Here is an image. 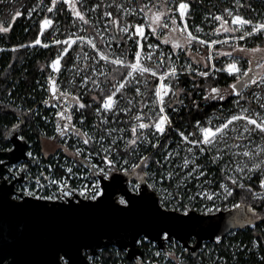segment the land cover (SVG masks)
I'll return each mask as SVG.
<instances>
[{
    "label": "snow or ice",
    "instance_id": "6c2138e0",
    "mask_svg": "<svg viewBox=\"0 0 264 264\" xmlns=\"http://www.w3.org/2000/svg\"><path fill=\"white\" fill-rule=\"evenodd\" d=\"M56 2L57 0H52L53 5H55ZM63 3L68 6L73 16L85 24L90 23V21L86 19L84 12L77 7L76 0H63ZM121 7V5H116L118 10ZM189 8L190 4L186 2V0H178V2L177 0H157V2L149 0V4L140 7L139 13H137L138 15L143 16L145 22H137L134 25L126 24L125 26L120 27L121 22L118 17L107 21L106 24L115 25L119 28L121 33H130V38L135 41L136 50L134 51V59L131 60L127 57V50H122L119 55L115 52L108 53L101 51L97 48L95 40L91 37L77 36L73 39L70 35L63 42L60 40H53L56 44L63 43L65 45L63 49L65 53L68 52V49L71 48L73 44H76L77 42H80L81 44L87 42L88 45L97 51L101 60L120 66L119 68H114L113 72H118L120 69L126 70V76L121 77L120 82L113 85L112 90L102 97V105L96 108L97 113H101V120L104 124H107L108 120L103 117L102 112L128 111L127 108L121 109L115 99L117 93H121L127 87V84H130L134 79L144 77L145 74L148 73H151L153 78L158 77V83L155 86L152 107L149 108L148 112L138 113L132 117L135 123L131 125V138L123 135L125 132V129L123 128L102 130L106 134H102L99 137L98 142L100 143V148L95 152L89 153L85 158L89 161L88 171L90 173V179L87 184L78 188H73L68 184L67 179L63 177L59 179H51L48 180V185L50 187H56V194L42 195L40 194V191L43 190L44 184H41L40 178H36L35 189H23L24 196L34 197L37 201L65 200L71 209L77 211L97 209L109 205L123 214L138 212L142 214L144 221L152 226L156 236L162 237L165 240L170 239L177 230H183L185 235H191L194 221L197 219V217L194 216V211L198 210L204 215L210 216L214 211L220 210L216 201L220 200L221 203L227 201L229 197L233 195V187H229V185L224 182H220L215 190L209 189L206 186L201 187V183L205 185L207 184L206 180L203 182L200 180L201 177L205 176V171L201 169V165L197 163L195 159H190L188 156L180 158L181 162L177 164L171 158L180 157L179 151L169 150L164 156L163 159L170 165V168L166 172L160 173L159 180H156L154 174H151L147 170L149 168V162L152 159L151 156L140 155L138 157L139 163L132 164L130 169L121 165V160H123V165L128 164V160L123 159V157L126 155H135L139 151V146L141 144H148L152 148H156L160 145L161 139L165 137L166 132L172 125V121L166 112L167 105L164 97L173 91V85L171 83H166L165 78L169 77V79H171L172 76H175L177 70L175 67H169L165 72H158V69L163 67V52L159 53L156 57L158 63L155 67H150L145 63L146 60L153 59L151 51H147L146 53L143 51L145 45L142 41L146 36V31L150 30L153 34H156L162 29H170L171 34H176L171 36L173 49L180 48L181 42L189 47L194 41H197L202 45L209 43L207 40H201L188 29L187 15ZM124 10L128 12L129 15H132V12L129 9L126 8ZM48 11L51 12L52 8H49ZM225 11L228 13V16L231 17V24L236 25V27H229V21L227 19L221 15H216L214 16V20L220 21V26L215 29L217 33L221 31H240L242 32V35L239 36L240 40H244L245 37H251L254 34H264V21L254 22L242 15L233 14V12L228 9H225ZM28 14L31 15V12ZM20 16L21 12L17 11L13 20ZM104 16L113 17V13L111 11H105ZM178 20L181 23H178ZM52 23L53 21L47 17L40 22L41 35L46 28L52 25ZM10 27L11 25L5 27L3 24H0V32H8ZM197 31H202V29L197 26ZM161 34L165 36L163 43L168 44L170 42V39L168 38L169 33L165 31ZM112 39L115 40L116 38L112 37ZM120 39L123 40L124 37L121 36ZM34 43L40 44L41 40L37 38ZM211 43H219V41H211ZM44 46L47 47L48 45L45 44ZM109 47H111V45H109ZM155 47H157V45L151 43L147 45L148 49ZM233 51L264 53V48L259 46L255 48H246L238 45L233 48ZM218 54L231 56L232 52H220ZM93 59H95V57H93ZM260 59L261 61H264V56H261ZM60 60L61 57L57 56L56 59L51 62V68L56 72H59L60 70ZM249 64H251V61H249ZM256 67L264 68V62H258ZM220 70L226 71L230 76L235 78L236 82L229 86L233 91H235L238 86L247 87L249 84H255L257 82V77L249 76L252 68L249 67L247 69H242L236 59L227 63L226 67ZM200 75L207 76L208 73L201 72ZM112 78L113 80L116 79L115 76ZM86 79L87 78L85 77V80ZM259 81L261 84H264V77H260ZM93 83L95 84L96 82L93 81ZM48 84V90L53 98L62 99L65 102L69 100L70 93L62 91L52 77H49ZM210 91L215 95L206 96V99H215L216 97L221 100L225 99L221 89L213 87ZM136 92L139 94L140 89L137 88ZM174 95L175 93L173 92V96ZM74 99L78 104V109H84L87 107L83 102H80L79 97H74ZM45 103H48V101H45ZM129 103H131V101H129ZM260 107L264 108V104H261ZM248 112L249 110L247 108H241L238 114L230 115L229 118L215 127L204 126L200 121H196V128L198 129L199 135L197 136L196 132H188L185 134L184 131L178 130L181 143L191 145L192 147H187L186 151L193 155H195L194 149H198L200 153H203L216 145L222 144L224 147H227L226 137L228 136L229 126L234 125V122L241 120L246 122L243 132L249 134L258 132L261 138L264 139V118L250 115ZM55 115L64 121L62 125L58 123L56 127L57 133L61 136H64L66 131L71 129L76 137L83 140V144L85 145L91 144L95 139L93 135H90L86 131H80L76 129L74 124H71L73 116L67 108L56 111ZM83 120L84 117L81 116V123H83ZM209 124H211V121H209ZM231 130L237 131L234 126ZM113 132H119L120 135L113 137ZM149 133L152 137H155V143L149 139ZM106 140L108 141L107 144L104 143ZM119 141H123V150L120 149ZM165 147H167V145H165ZM64 151H68L67 147ZM260 152H264V149H261ZM260 152H250L245 150L243 156L252 160L251 167L249 168L247 163H244L243 166L237 164L236 171L243 173L245 169H247L248 172H252L264 168V161L257 163L254 159L260 154ZM80 154L81 149H75L73 155L79 156ZM29 155H31V153H29ZM93 156L99 157V160L96 163H91V158ZM220 156V149L217 148L216 155L212 158V163H217ZM154 163L160 167H164L160 160H156ZM49 168H51L50 165ZM226 168L221 169V171H226ZM141 169L144 170L139 171ZM186 169H188V171H185ZM121 172L129 175L135 174L142 180H147L149 176L152 175L153 182L148 184L147 187H143L141 183H136L129 187L126 186L124 177L119 174ZM67 173L70 175L73 174L71 167L67 168ZM226 179L231 181L233 186H238L240 188L245 187L244 183H238V179L232 175H227ZM172 180H175L176 182L173 191H169V188L163 186L157 189V185L161 184L162 181ZM192 181L197 182L196 187L200 190L189 196L187 188ZM259 185L264 189V178L259 180ZM169 187H171V184ZM148 188H151L152 191H148ZM37 189L40 191H37ZM157 191L162 194L159 198L156 196ZM249 191H251V186H249ZM253 195L255 196V193H253ZM185 197H187V202H185ZM13 199H23V197H13ZM200 200H205L209 203L202 204L199 209H196L195 204ZM52 207L55 208L62 206L52 205ZM232 207H239V205L233 204ZM251 210L255 212V209ZM209 227L214 228L212 225ZM141 233L147 235L146 229L144 227L136 228L131 234L130 242H136V237L140 236ZM216 240L219 241L220 237L217 236ZM90 246L91 245L86 237H70L65 242L55 244L51 247L48 254L49 258L47 264H84L83 259L80 256V249L88 248ZM157 255H159V253H157ZM168 255H174V253H169ZM0 264H18L12 252L7 251L3 246H0Z\"/></svg>",
    "mask_w": 264,
    "mask_h": 264
},
{
    "label": "trees",
    "instance_id": "16d2710c",
    "mask_svg": "<svg viewBox=\"0 0 264 264\" xmlns=\"http://www.w3.org/2000/svg\"><path fill=\"white\" fill-rule=\"evenodd\" d=\"M6 0H0V24L5 27L11 25L8 32H0V46L7 47L9 49L0 52V147L6 148L10 146V142L6 138L7 133L14 126L19 125L23 121L22 134L31 141V139L37 140L35 142V148L39 153L44 147V140L41 133V126L44 124L40 117H37L34 113H31L30 108L26 107L32 104H36L41 97V91L39 89V84L44 80V75L48 74L49 62L60 52L61 44L52 45L48 48L42 47H29L24 46L25 44L35 41L40 33V22L42 18L46 15L56 12V17L61 22V31L59 33L60 37H65L70 33L71 30L76 29V24H78L79 19L71 14V10L63 2H56L53 5L52 0H42V8L37 13L32 12L30 16L28 13L33 10L36 4L40 0H18L15 3L5 2ZM99 1V14L103 15L106 11V0H89V2L94 3ZM139 7L147 4V0H135ZM191 3V11L188 14L187 22L190 30L195 34L199 35L196 29L197 26H201L204 30L202 35L203 38L207 40H212L216 36L214 35V30L217 25L213 22L208 24L210 21L207 18L208 13L216 14L217 11L221 10L226 19L229 21V27L234 28L231 24V20L225 9L230 10L236 7V0H188ZM152 2H157V0H152ZM52 8L49 12L48 9ZM78 8L82 11V7L78 4ZM115 10V7H111ZM21 12L20 17H16L15 13ZM240 11L257 19L259 15L264 14V0H242L240 4ZM14 13V14H13ZM257 13V14H256ZM36 16L37 19H34ZM87 20L90 23L85 24L87 32L93 34L97 45L102 47L106 52V48L103 38L98 34L96 25L90 20L88 14H85ZM119 18L122 23V17L119 14H115V18ZM74 20V23L72 22ZM120 23V25H121ZM167 31L169 33L168 38L170 42L168 44L163 43L164 35L161 33ZM112 32L115 35L116 43H121V49L127 50L126 54L129 60L134 59V51L136 50L135 45L131 46L129 41H126L125 36L120 32L119 28L112 25ZM150 34L149 39L144 41L145 49L150 42L157 43L161 48L172 53L173 58L177 61V66L179 69H186L188 64L193 68H203L208 70L210 67L209 61V46L205 44H200L194 41L189 47L188 45L181 42V47L173 49L171 43V36L176 34H171L169 30H161L160 32L153 34L150 30H147ZM229 34H236L238 32H228ZM222 31L221 34H228ZM121 36L124 37L121 40ZM44 40H50V33L44 36ZM244 46L246 48H255L257 46L264 48V36L258 35L252 38H248L245 41H240L238 43H224L217 44L213 47L214 61L217 65L222 66L227 60V56L219 55L220 52H232V54L242 55V64L247 67H251L252 71L249 76L260 77L263 75L264 68H257L252 60L257 56L256 61H260L261 54L258 53H244L239 51H233L235 46ZM11 47H16L15 49H10ZM78 50L72 49L68 55L65 57L66 63L73 60V55ZM170 58H166V62L170 65ZM251 61V64H249ZM153 63H151L152 65ZM120 66L111 64L110 72L104 75V79L109 82V84L115 85L117 80H121V77L126 76V70L120 69L118 72H113L114 68H119ZM158 72H165V68L161 67ZM113 76L116 77L113 80ZM171 76V75H170ZM143 80L142 87L145 90V94L140 96L136 92V87L131 82L127 84L125 90H123L120 95L122 96V101L125 103L129 102V98H134L135 102L144 108V113L148 112L144 107L146 102L154 95L155 86L158 83V77L153 78L151 73L145 74L141 77ZM173 85V91L170 92L165 97V103L167 105L166 112L172 121L174 129L171 127L166 132L165 137L161 139L160 145L156 148H152L148 145L147 150L144 155L151 156V161L149 162V168L155 169L157 176L164 172L167 165L162 163L163 155L166 154L167 150L173 147L180 136L178 130L184 131L185 134L188 132H196L199 135L198 129L196 128V121H200L204 126H210L214 123H221L225 121L230 115L239 111L238 97H241L242 102L248 103L254 107L259 106L251 98L252 91L257 87L256 83L251 84L245 92L241 93L240 86H238L235 91H233L229 86L235 83V78L224 72H215L208 76H201L192 72H184L178 75L172 76L171 79L167 77L165 79ZM258 83V81H257ZM216 87L222 90L225 99L221 100L218 97L215 99H206V96L215 95L211 93V88ZM112 89L103 88L88 93V98H97L96 100H102V97ZM173 92L175 95L173 96ZM33 96V97H30ZM12 99V100H11ZM19 102H23L26 106L18 105ZM20 106V107H19ZM211 121V124H209ZM147 131V130H146ZM150 134V133H149ZM151 135V134H150ZM195 138V137H191ZM150 139L155 143V137L150 136ZM56 143L54 142V145ZM167 145V147H165ZM55 147V146H54ZM54 147L52 150H54ZM198 153V149H196ZM41 154V153H40ZM197 158L199 162H204L208 169V175L213 173V178L216 181L215 187L219 185L220 182H225L233 187V195L229 197L224 203L241 204L252 206L256 209V216H264V195L260 196V192L263 190L259 185V180L261 179L258 175L252 177L250 180L244 182L245 187L240 188L238 186H233L231 181L226 179L227 173L221 171L222 167L220 163H215L214 165L209 163V159L212 160L213 152L210 150L205 151L204 154ZM46 158V157H45ZM160 160L164 167H160L154 163V161ZM139 163V160H138ZM141 169L139 171H143ZM164 184L171 187L173 186V181H164ZM249 186H251V191H249ZM255 193V196L253 195ZM208 244H213L212 242H206ZM140 247L145 250L144 245L140 244ZM113 247L105 248L100 252V258L102 264H117L115 252ZM216 250L219 256L222 257V264H264V221L255 225L248 227L246 229H238L229 233L221 241L217 242ZM216 251L211 253V258L214 259ZM208 256V255H207ZM146 257V256H145ZM186 259L182 264H200L204 263L205 260H200L199 258H194L191 255H186ZM209 257V256H208ZM206 259V257H205ZM129 264H135L130 262Z\"/></svg>",
    "mask_w": 264,
    "mask_h": 264
},
{
    "label": "water",
    "instance_id": "95a60500",
    "mask_svg": "<svg viewBox=\"0 0 264 264\" xmlns=\"http://www.w3.org/2000/svg\"><path fill=\"white\" fill-rule=\"evenodd\" d=\"M243 88L240 86V90ZM22 128L23 123H20L7 133L6 138L12 143V149H0V246L12 252L18 264H47L51 247L73 236L86 237L91 245L80 249L84 264H91L88 256H98L101 250L109 247L125 250L127 259L138 264L144 254L139 245L141 237L155 242L163 250L166 249V241L176 240L192 257L197 258L204 242H215L217 236L223 239L232 231L246 229L264 221V216L257 217L256 209L253 212L251 209L254 208L245 203L237 204L239 207L221 209L210 216L194 211L197 219L191 235L177 230L170 239L165 240L156 236L152 226L138 212L123 214L109 205L77 211L71 209L66 201H37L34 197L22 194L19 196L23 199L14 200L16 183L26 181L25 173L29 165L23 168L20 177L11 181L5 174L9 171L7 165L29 160V143L21 137ZM119 174L128 186L132 175L123 172ZM140 183L143 187L150 184L148 179H140ZM148 191L152 189L148 188ZM156 196L160 197L158 192ZM52 205L62 207L53 208ZM210 225L214 228H210ZM139 227H144L147 235L141 233L136 237V242H130L132 232Z\"/></svg>",
    "mask_w": 264,
    "mask_h": 264
},
{
    "label": "built area",
    "instance_id": "2783aa9c",
    "mask_svg": "<svg viewBox=\"0 0 264 264\" xmlns=\"http://www.w3.org/2000/svg\"><path fill=\"white\" fill-rule=\"evenodd\" d=\"M110 1H114V0H108L107 2H110ZM58 2L61 3V2H63V0H58ZM177 2H178V0H177ZM186 2H188L190 4V8L188 10V14H189L192 7H191L190 1L186 0ZM40 3H43V1L40 0ZM86 3H88L89 5L91 4V2H89V0H76L77 7H78V4H80L82 9H83L82 11H84V6ZM134 3L135 4L128 3V5H127V9H129L132 12V15H129L126 18V21H128L127 24L134 25L137 22H145L143 20V16L137 14V13H139L140 7L137 5L135 0H134ZM93 4L94 5L98 4V8H99V5H100L99 1H96V2L92 3L91 5H93ZM220 11L221 10L217 11L216 14L208 13L207 18H211L210 21H208V22H213L215 25H218V23L216 21H212V17H213V15H215V16L216 15H222L225 17L224 13L222 11L221 12ZM232 12H233V14L242 15L247 19L253 20L254 22L255 21H264V20H260L259 18L254 19V18L247 16V15L240 13V12H238V13L234 12V11H232ZM209 15H212V16L208 17ZM52 16H54L55 19H53ZM45 17L51 19L53 21V23H52V25H50L48 28L45 29V31L42 35H41V33H39L38 38L41 40V43L36 44L33 41L31 43L25 44L24 46H29L31 48H33V47L48 48V47H51L52 45H56V43L53 42L54 39L51 36V31L55 28V26L58 23L59 25L57 26V29L60 28V30H59V33H60L61 27H62L61 22H60V20L57 19L56 12H54V11L52 12V14L44 16L42 18V20ZM187 17H188V15H187ZM229 18L231 20V17H229ZM72 22L74 23V20H72ZM178 23H181V22L178 20ZM79 24H80V20L78 21V24H76V29L71 30L70 33L68 35H66L65 37H60V35H58L56 37V40H60L63 42L70 35L73 37V39L77 36H85V37H93V39L95 40V42L97 44V41H96L94 35L90 36L87 34H84V35L78 34L77 30H78ZM187 24H188V22H187ZM233 26L236 27V25H233ZM188 29L190 30L189 26H188ZM249 30H250V28H249ZM237 32L238 33H236V34H229V33L225 34V35L221 34L212 40H207L205 38L198 36L201 40L209 41L208 44H205V45L209 46V61H210L209 69L205 70L203 68H201V69L200 68H193L191 65H188L186 69H179L177 66V63H176L175 68L177 71H176L175 75H178V74L184 73V72H192V73H196L198 75H200L201 72H207L208 75L213 74L215 72H224V73L228 74L226 71H221L220 69L225 68L227 63L232 62V60L234 58L230 59L229 56H227V60L224 62V64L222 66L217 65L214 61L213 47L217 44H224V43L235 44V43H238L240 41H245L248 38H252V37L258 36V35L264 36V34H254L251 37H245L244 40H240L239 36L242 35V32H240V31H237ZM47 33H50V40L49 41L44 40V36ZM149 36H150V34L146 31V36L142 41L143 44H144V41H147L149 39ZM211 41H219V43L213 44V43H211ZM129 42L131 43V46L135 45L134 40L130 39ZM152 43H155V42H152ZM45 44H47L48 46L45 47L44 46ZM61 45H62V47L60 48V52L52 59V61H53L54 59H56L57 56L61 57L60 70H59V72L54 71L51 68V62L52 61L49 62L48 66H49L50 71L48 74L44 75V80L39 84V88L43 89V93H42L40 99L36 103L38 107L36 108L35 111H36V116L40 117V120L44 123L41 126V133H42L43 137L44 138L47 137L49 139L55 138V139H58V141L60 139V141L62 142L63 145L60 144L62 146L60 153H53V154L49 155V153L52 152L53 150H50V152H49V151H46L45 149H42V151L40 152L41 154H40L39 151L36 150L35 145L33 146V144H35V143L32 140L31 141L28 140L23 134H21V137L26 138L28 140V143H29V148L27 151L29 160H22L18 163L7 165L6 167L8 168L9 171L5 174V177L9 181H11V180L21 176V172L26 165H29V169L25 173L26 181L16 183L15 188H16L17 193L14 194V197H21V196H19V194L23 195L22 190L25 188L35 189L36 178H40L41 184H44V188L42 191L37 189V191H40V194H42V195L56 194V192H57V189L55 186L50 187L48 185V180L59 179V178L63 177L65 179H67V182L71 187L78 188L84 184H87L88 180L90 179V173L88 171L89 161L86 160L85 158L88 156L89 153L95 152L97 149H99L100 143L97 144L96 139H94L91 144L85 145V144H83V140L81 138L76 137V135L71 131V129L67 130L66 134L64 136H61L59 133H57L56 127H57L58 123L62 125L64 123V121H62L59 117H57L55 115L56 111L63 110L65 108H67L73 116L71 124H74L76 129H78L80 131H86L90 135H93L94 137H97L98 135L101 136L102 134H104V132L102 130L108 129L109 121L112 122V120H115L116 122H118V119H121L122 122H126V119H127L128 113L125 114V113H122L121 111H119L116 114H113V116H112L111 112H102V115L108 113V115H107L108 123L104 124L100 118L101 113H97V111H96V108L98 106L102 105V100H96L97 98H95V99L94 98H92V99L88 98V93H90V92H93V91H96L99 89H103V88L104 89L105 88H107V89L113 88V85L109 84V82L103 78L104 75L108 74L111 70L110 69L111 63H108L104 60H102V61L105 62L107 66H106V69L103 72V74L101 76L95 77V79H92L90 82L87 83L86 86L83 85L81 78H76V77L71 78L72 74L70 75L69 79L67 80L68 85L65 88V89H68L70 91V92H68V93H70V97H69V100L67 102H65L62 99H57V98L52 97L51 93L48 90L49 89V84H48L49 77H52L57 82V86L62 91H65V89H63L62 87L59 86V81L61 80L60 77H62L61 75L64 74L62 72H67V69L69 67H73L78 63L80 64V62H78L77 59L78 60L85 59L88 56H89V59L92 56H98L99 57V54L97 53V51L95 49H93L90 45H88L87 42H84L83 44H81L80 42L73 44L72 47L68 49L67 53H65L63 51L65 45L63 43H61ZM120 45H121V43H120ZM76 47H78V50L73 55V60L70 61L69 63H66L65 57L68 55V53L72 49H76ZM157 47L159 48V50L163 49L159 45H157ZM15 48L16 47H11L10 49H15ZM97 48L100 49L101 51L106 52L102 47H99L98 45H97ZM6 49H9V48L4 47V46H0V52H2L3 50H6ZM143 50H148V49L144 48ZM163 53L165 56V60H166V58H170L171 63H172V60H175V58H173L172 53H170V51L164 50ZM238 62H239V66L242 69L249 68L247 66L242 65L241 64L242 61L241 62L238 61ZM70 80H71V82H70ZM93 81H95L96 83L94 84ZM119 82H120V80H117L116 84H118ZM97 85H99V86H97ZM250 86H251V84L248 85V87H250ZM74 97H79L80 102H83L87 107L84 109H78V104L76 103ZM119 98L122 101V96L120 95V93H117V97L115 98L116 102L118 101ZM45 101H48V103H45ZM39 107H41V109H39ZM38 110H40L41 113L42 112L45 113L44 114V116L46 117L45 119L43 116H41V114L38 112ZM30 111H31V113L35 112L31 109H30ZM81 116L84 117L83 123H81ZM21 123H23V121ZM16 126H14V127H16ZM171 128L174 129L173 125H171ZM94 130H95V132H94ZM96 132H97V134L95 135ZM12 147L13 146H11V147L8 146L6 148L0 147V149L10 150V149H12ZM66 147H67L68 151H64V149ZM77 148L81 149V154L79 156L73 155V153L75 152V149H77ZM29 153H31V155H29ZM98 160H99L98 156H93L91 158V163H96ZM49 165L51 166V168H49ZM69 167H71L73 170V174H71V175L67 173V168H69ZM130 167H129V169H130ZM45 178H47V179H45ZM136 183H140V180L135 179V178H130V180L128 182V186L131 187V185H134ZM58 201H65V200H58ZM221 240L222 239H220L219 241H221ZM142 241L147 242L148 246H147V248L144 246L145 250L143 251L144 254L142 256L144 259H143V261H139L138 264H140L141 262H143V264H148V262H150V260L155 261V264H157L160 261V256L164 255L165 252L174 253V255H172V256H175L179 249H180L179 254L181 256V259L186 257L185 252L187 251V249L180 242H179L180 244H178L176 240L166 241V249H164V250L158 248V246L155 242L150 241L146 237H141V239L139 240V245L142 244ZM203 246L204 245H202V248H203ZM202 248H201V251H203ZM151 251L157 252V253H159V255H157V253H156V257H155V255L152 254ZM214 251H216L215 254H217L218 256H215L216 262H212L210 264H222V257L219 256L216 248H214L212 252H214ZM114 252H115V257L118 258L117 264H126L123 262H129V260L127 259V254H126L125 250H121L117 247H114ZM88 257L90 259L91 264H96L97 259L100 256L98 255V256H88ZM142 257H140V260H142L141 259ZM203 264H205V263H203Z\"/></svg>",
    "mask_w": 264,
    "mask_h": 264
},
{
    "label": "rangeland",
    "instance_id": "374dc122",
    "mask_svg": "<svg viewBox=\"0 0 264 264\" xmlns=\"http://www.w3.org/2000/svg\"><path fill=\"white\" fill-rule=\"evenodd\" d=\"M9 1L11 3H15L18 0H6L5 2H9ZM107 1L108 0H106V3H105L106 11H111L113 13V17H105L104 14L100 15L99 14V8L97 7L98 4H95V5L94 4L93 5L90 4L91 5L90 6L88 3H86L85 6H84V11L83 12H84V14H88L89 17H90V20L96 25L97 32L103 38L104 44H105L106 48L108 49V53L115 52L117 55H119V54H121V51H122L121 50V45H120L119 42L116 43V41L112 39V37H115L114 33L112 32V25H108V24H106V22L109 21L110 19L115 18V14L117 13V14H119L122 17V20H123V22L121 23L120 27L125 26L128 23V21H126V18L129 16V14L124 9L127 8L128 3H133V4H135V3H134V0H114V1H110V2H107ZM241 3H242V0H236V7L231 8L230 11H234V12H237V13L238 12L242 13L240 11V4ZM42 4L43 3L39 2L38 4L35 5V7H33V10L30 11V12L32 13V12L36 11L38 13L40 11V9L42 8ZM147 4H149V0H147ZM116 5H121L122 7L118 10L116 8ZM111 7H115L116 9L113 10ZM28 16H30V15L28 14ZM211 16L212 15H209L208 17H211ZM214 16L215 15H213V17H212V21H216V20H214ZM257 16H258V18L260 20H264V14H263V16L257 14ZM33 17H34V19H37L36 16H33ZM52 17H53V19H55L54 16H52ZM209 19H211V18H209ZM216 22L218 23L217 27H219L220 26V21H216ZM208 23H210V22H208ZM58 25L59 24L57 23L55 28L51 31V36L53 37L54 40H56V37L59 35L58 33H59L60 28L57 29ZM199 27L202 29V31H198V34L202 35L204 30H203V28L201 26H199ZM234 28H235V26H234ZM196 29H197V27H196ZM77 32H78L79 35L87 34V35L93 36V34H90V33L87 32L86 27H85V25H84V23L82 21H80V24L78 25ZM221 33H222V31L217 33L214 30V35L216 37L221 35ZM225 33H228V32H225ZM122 34L125 36L126 41H129L131 39L130 38V33L129 34L122 33ZM91 38H93V37H91ZM150 43L153 44V45H158L157 43H152V42H150ZM109 45H111V47H109ZM143 51L145 53L147 51H151L152 52L153 59L152 60H146L145 63L148 66H150V67H155L156 64L158 63V61L156 60V57L159 55V53L163 52L164 50L163 49L159 50L158 47H155V48L148 49V50H143ZM258 54H261L262 56H264V53H258ZM93 57H95V59H93ZM258 57H260V56H258ZM258 57L256 56L252 60V62L255 63V66H256V64L258 62H264V61H261V59H260V61L259 60L256 61V58H258ZM229 58L230 59L234 58V59H236V60H238L240 62L243 60V56L241 54L237 55V53L236 54H232L231 56H229ZM77 61L80 62V64L78 63V64H76L73 67H69L67 69V72H62L64 74H62L61 75L62 77H60L61 80L59 81V86L62 87L63 89H65L67 87V85H68V81L67 80L69 79L71 74H72L71 78H73V77L81 78L83 85L86 86L87 83L90 82L92 79H95V77H97V76H101L102 73L105 71L106 66H107L106 63L103 62L98 56H92L90 59H89V56H88L85 59H80V60L77 59ZM151 63H153V64L151 65ZM176 63H177V61L172 60V63H170V65H168L166 60H165V56L163 58V68H165V71H167L169 67H175ZM187 64L190 65V63H187ZM241 64H242V62H241ZM93 69H95V70H93ZM85 77L87 78L86 80H85ZM260 77H264V72H263V75H261ZM260 77L257 78V81H258V83L256 82V86L257 87L251 93L252 100L255 101L257 104H259V106L254 107V106H252V105H250L248 103H244V102H242L241 97H238L237 101L239 102V111L234 113V114H238L240 112L241 108H247L249 110L248 114L253 115V116H259L260 118H264V108L260 107L261 104H264V84L260 83V81H259ZM70 82H71V80H70ZM165 82L169 83L166 80H165ZM132 83L136 87L135 89H137V88L140 89V93L139 94L137 93V94L140 95V96H143V94H145V90L142 87L143 80L141 79V77H139L138 79H134L132 81ZM247 87H244L241 90V93L245 92L246 90H248L249 87L248 88ZM39 89H40L41 95H42L43 89H41V88H39ZM65 91L70 92L68 89H65ZM30 97H33V96H30ZM165 97H164V99H165ZM153 99H154V95L150 98V100H148L146 102L144 107L147 109V111L149 110V108L152 107ZM129 101H131V103H129V102L125 103V102L121 101L120 98L117 101V103H118V105H119V107L121 109H124V108L128 109V111H121L122 113H125V114L128 113L126 122H122L121 119H118V122H116L115 120H112V122L109 121L108 129H121V128H123V129H125V132L123 133V135L127 136L128 138H131V131H130L131 125L133 123H135V121L132 119V117L135 116L138 113H144V108H141V106L138 104V102H135L133 97L129 98ZM18 105L26 106L23 102H19ZM26 107H28L31 110L35 111L38 106H37V104H32V107H30L29 105H27ZM157 107H158V105H157ZM39 109H41V107H39ZM38 112L41 114V116L44 117V119L46 118L44 116V114H45L44 112L41 113L40 110H38ZM118 112L119 111L111 112L112 116H113V114H116ZM33 113L36 115V111L33 112ZM107 115H108V113L103 114V117L107 118ZM145 122H147V121H145ZM245 123H246L245 121L241 120V121H238V122H234V125H230L229 126L228 136L226 137V143L228 145L227 147H224L221 144V145H216L215 147H211L210 148V150L213 152V157L216 155V149L217 148L220 149L221 156H220V159L217 161V163H220L222 169H225L226 166H227L225 172L227 173V175H232V176L236 177L238 179V183L239 182L244 183L246 180H250L252 177L257 176V175L260 178H264V168L258 169V170L252 171V172H248V170L245 169V171L243 173H239V172L236 171L237 164L243 166L244 163H247L248 167L249 168L251 167L252 160H249L248 157H244L243 156V152L245 150L250 151V152H260L261 149H264V139L261 138V136H260V134L258 132H253L251 134L243 132V128L245 126ZM218 124L219 123H214V124H211L210 126L211 127H215ZM233 126L237 129V131H232L231 130L233 128ZM249 127H254V126H249ZM94 132H95V130H94ZM96 134H97V132L95 133V135ZM104 134H106V133H104ZM117 135H120V133L119 132H113L112 133L113 137H115ZM150 136L151 135L149 134V139H150ZM99 137H100L99 135L97 137H95L97 144L99 143L98 142L99 141ZM31 140L34 143L37 141L34 138L31 139ZM54 142L56 143L55 145H54ZM104 143L107 144L108 141L106 140ZM118 143L120 145V149L123 150V141H119ZM60 144H62L60 139L58 141V139H55V138L49 139V138L45 137L44 147L46 148L45 149L46 151L50 152V150H52L53 147L55 146L54 150L52 152H50L49 155H51L53 153H60V150L62 148V146ZM34 145L35 144H33V146ZM11 146H13V145L10 142V147ZM147 147H148V144H141L139 146V151L135 155H126V156L123 157V159H127L128 160V164L127 165H123V160H121V165L123 167L129 168L132 164L137 163L138 160H139L138 157L140 155H144L145 151L147 150ZM187 147H192V146L191 145H185L184 143H181V138H180V139H178L176 141V143H175V145L173 147H171V148H169L167 150V152L169 150L179 151L180 157H172L171 158L177 164H179L181 162L180 158H183L185 156H188L190 159H195L197 161V163H199L201 165V169L205 171V176L201 177L200 180L202 182L206 180L207 184L205 185V184L201 183V187H205L206 186L209 189L215 190L218 186L215 187L216 181L213 178V173L208 175V169H207L206 164L204 162H199L197 160V158L201 154L198 153L196 151V149H194L195 155L189 154L186 151ZM167 152H166V154H167ZM204 153L205 152H203L202 154H204ZM165 155H163V158H164ZM163 158H162L161 161H162V163L167 165V168L164 170V172H166L170 168V165L167 162H165ZM254 159H255V161L257 163H260L261 161H264V152H260V154L258 156H256ZM209 163L213 164L211 159H209ZM147 170L151 174H154V178L156 180H159L160 176L159 177L157 176L155 169L148 168ZM185 171H188V169H186ZM172 181H173V186L172 187L167 186L166 184H164V181H162L161 184L157 185V189H159L161 186H163L165 188H169V191H173L175 189V183L176 182H175V180H172ZM148 182L150 184L153 182V176L152 175L149 176ZM196 183H197L196 181H192L188 185L187 192H188L189 196L193 195L195 192L200 190V189H198L196 187ZM229 187H231V186L229 185ZM157 192H158L159 196L162 195L159 191H157ZM263 195H264V189L260 192V196H263ZM185 202H187V197H185ZM224 202L221 203L220 200L216 201V203L219 206L220 210L221 209H229L233 205V203H224ZM205 203H209V202L205 201V200H200V201H198L195 204V208L199 209L200 206L202 204H205ZM214 212H216V211H214ZM217 242L218 241L216 240L215 242H212L213 244H211V245L208 244V243H205V242L203 243V245H204L203 248H202L203 251H201V255H200L199 259L200 260L204 259L205 260V262H204L205 264H210L212 262H216V260H215L216 257L214 259L211 258V252L213 251L214 248H216ZM177 243L180 244L178 241H177ZM142 245H144L147 248L148 243L142 241ZM112 249H114V247ZM100 252H99V255H100ZM179 252H180V249L178 250V252H177V254L175 256L168 255L169 253L165 252L164 255L160 256V261L157 264H182V262H184L183 260H185L187 257L181 259V256H180ZM151 253L154 254L155 257H156V253L157 252L151 251ZM205 257H206V259H205ZM117 259L118 258L116 257V261H115L116 263L118 262ZM141 259L142 260H140V261H143L144 258L142 257ZM102 263L103 262H102L101 258L99 257L97 259V263L96 264H102ZM123 263L129 264V262H123ZM140 264H143V262H141ZM148 264H155V261L150 260V262H148Z\"/></svg>",
    "mask_w": 264,
    "mask_h": 264
},
{
    "label": "flooded vegetation",
    "instance_id": "af4514ba",
    "mask_svg": "<svg viewBox=\"0 0 264 264\" xmlns=\"http://www.w3.org/2000/svg\"><path fill=\"white\" fill-rule=\"evenodd\" d=\"M9 141V140H8ZM131 178H135V179H139L138 178V176L137 175H135V174H133L132 176H131ZM140 180V179H139ZM191 255L189 252H188V250L185 252V256L186 255ZM200 255H201V251H200V254H199V256L197 257V258H199L200 257ZM100 256V255H99ZM131 262V261H130ZM135 263V262H134ZM200 264H203V263H200Z\"/></svg>",
    "mask_w": 264,
    "mask_h": 264
}]
</instances>
